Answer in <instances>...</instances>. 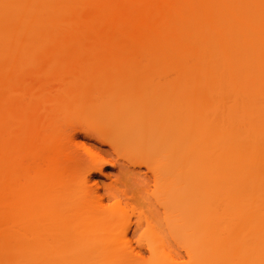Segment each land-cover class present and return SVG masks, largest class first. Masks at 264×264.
<instances>
[{"label": "bare ground", "instance_id": "obj_1", "mask_svg": "<svg viewBox=\"0 0 264 264\" xmlns=\"http://www.w3.org/2000/svg\"><path fill=\"white\" fill-rule=\"evenodd\" d=\"M118 1L0 0V60L49 53L46 80L27 87L45 106L0 120V264L129 263L120 212L94 209L90 178L82 191L52 179L41 151L60 141L52 115L72 111L146 157L147 198L188 234L185 264H264V0ZM151 240L155 264H180Z\"/></svg>", "mask_w": 264, "mask_h": 264}, {"label": "rangeland", "instance_id": "obj_2", "mask_svg": "<svg viewBox=\"0 0 264 264\" xmlns=\"http://www.w3.org/2000/svg\"><path fill=\"white\" fill-rule=\"evenodd\" d=\"M110 1H114L116 5L121 4L118 0ZM79 9L83 10L84 17L95 22L98 11L94 6H82ZM116 36L117 39L121 38L120 35ZM91 38L92 35L89 34L80 42L82 45H89ZM35 54L42 60L34 63L26 60L11 62L7 58L0 60V120L6 125L18 124L17 121L9 120L8 112L19 110L26 113L27 110L37 111L45 106L47 95H34L33 91L40 82L46 80L47 63L43 57L49 53L36 51ZM66 69L67 67L61 69L62 73ZM106 71V74L110 73L108 69ZM28 85L33 86V91L27 89ZM51 119L53 132L58 128L62 130L59 136L56 135L60 140L57 147H41L42 153L50 156L54 166L51 168L55 170L52 179H59L67 183V188L77 191H82L83 181L92 179L90 187L93 190L88 200L94 209L103 206L120 212V228L112 232L120 235L123 242L124 239L128 242L123 245L130 254L127 264H155L151 248V239L155 235L165 240L168 252L178 263L189 262L188 234L185 231L178 238L174 235L175 232L171 233L169 229L172 222L168 211L163 209L162 203L155 196L147 198V191L149 194L155 192L156 195V177L155 171L143 163L146 157L136 151L122 153L123 137L99 136L100 126L79 112L55 113ZM157 170L162 171L163 168ZM111 190L127 193L131 200L121 206L117 205L115 199L111 198ZM144 212L149 219L147 222L139 218V214Z\"/></svg>", "mask_w": 264, "mask_h": 264}]
</instances>
